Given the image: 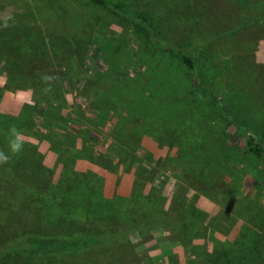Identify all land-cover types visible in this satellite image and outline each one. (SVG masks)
Returning a JSON list of instances; mask_svg holds the SVG:
<instances>
[{"label":"rangeland","instance_id":"rangeland-1","mask_svg":"<svg viewBox=\"0 0 264 264\" xmlns=\"http://www.w3.org/2000/svg\"><path fill=\"white\" fill-rule=\"evenodd\" d=\"M111 1L152 17L170 46L199 45L210 94H191L197 68L136 35L124 14L89 0H0V36L20 47L9 52L10 75L0 65V112L36 146L46 167L38 188L61 181L129 207L143 199L158 207L156 196L166 209L183 207L190 239L156 225L127 233L128 257L114 260L112 246L95 244L89 259L207 264L242 229L258 231L264 208V150L210 100L264 135V0ZM14 66L34 92L12 77Z\"/></svg>","mask_w":264,"mask_h":264},{"label":"trees","instance_id":"trees-1","mask_svg":"<svg viewBox=\"0 0 264 264\" xmlns=\"http://www.w3.org/2000/svg\"><path fill=\"white\" fill-rule=\"evenodd\" d=\"M89 1L109 10L115 16L122 17L124 14L125 18L133 23V32L136 35L143 36L154 47L162 46L161 48L168 49L169 53L176 54L188 69L197 68L198 76L191 94H210L209 82L206 76L201 74L203 65L200 63L199 45L195 46L193 51L170 46L166 39L160 36L152 17L146 13L130 14L120 4L111 0ZM10 38L14 40V37L8 34L0 36V65L9 75V66L14 62L11 58L12 51L15 53L20 48L18 43L8 42ZM4 49L9 50L7 54ZM11 74L18 80L22 89L32 88L22 78L18 67L14 66ZM210 100L221 109L223 116L245 130L248 142H256L255 151L264 150L263 134L244 124L216 98L211 97ZM38 107L43 111L39 103ZM14 119L13 115L0 112V151L5 153H8L9 129L14 127ZM39 158L36 146L23 141L22 152L12 157L8 163L0 165V264H54L61 259L73 261L72 264H99L101 258L89 259L92 254L88 251L95 244L112 246L106 250L113 248L110 257L118 260L130 254L128 232L147 231L156 225L169 227L179 232L180 237L185 238L187 235L191 238L192 234L188 235L184 231L188 225L183 207L176 209L173 205L166 209L158 196L154 198L155 202L161 204L158 207L156 204L154 208L151 204H145V199L141 203L136 202L139 205L129 207L121 204L127 199L117 197L112 200L95 188L88 194L82 188L75 191L72 185L63 189L61 181L53 185L47 180L38 188L35 183L43 179L46 172V167L40 163ZM90 190L91 188L88 192ZM6 210L7 216L2 213ZM260 210L262 215L258 218V231L248 227L242 229L233 242L218 246L207 255V264H264V208ZM80 211H83V216H77ZM100 221L105 225L99 227ZM82 223L87 224L84 230H81ZM2 224L11 228L9 234L1 233ZM72 230L75 231L71 232ZM236 252L243 256L236 258ZM107 258L108 255L106 260Z\"/></svg>","mask_w":264,"mask_h":264},{"label":"clouds","instance_id":"clouds-1","mask_svg":"<svg viewBox=\"0 0 264 264\" xmlns=\"http://www.w3.org/2000/svg\"><path fill=\"white\" fill-rule=\"evenodd\" d=\"M23 150V141L21 133L15 128L9 129L8 153L0 151V165L8 163L12 157L21 153Z\"/></svg>","mask_w":264,"mask_h":264}]
</instances>
